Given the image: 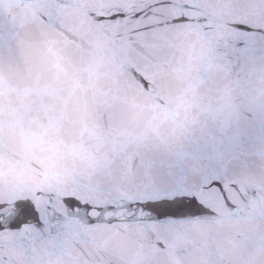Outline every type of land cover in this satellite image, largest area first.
<instances>
[{"label":"water","instance_id":"obj_1","mask_svg":"<svg viewBox=\"0 0 264 264\" xmlns=\"http://www.w3.org/2000/svg\"><path fill=\"white\" fill-rule=\"evenodd\" d=\"M152 2L0 0L6 264H264V137L236 131L264 124V50L248 40L264 0H177L195 7L132 18ZM57 14L60 25L36 37L33 26ZM207 75L220 86L207 90ZM182 133L199 147L186 149ZM145 152L160 154L168 180L134 179L132 158ZM64 197L151 201L161 219L98 229ZM33 205L65 228L34 239Z\"/></svg>","mask_w":264,"mask_h":264},{"label":"snow or ice","instance_id":"obj_2","mask_svg":"<svg viewBox=\"0 0 264 264\" xmlns=\"http://www.w3.org/2000/svg\"><path fill=\"white\" fill-rule=\"evenodd\" d=\"M169 6L175 8H188V7H195V5H187L182 3H177V0H153L152 3H148L145 7L139 8L138 10L134 11L132 14V18H138L144 11L147 9H155L157 10L158 14L164 15L168 10ZM135 7V6H134ZM116 16L127 17L128 13L120 12V13H113L110 18H115ZM61 15L57 14L56 17H49L47 20L41 21L38 24L33 26V33L36 37H43L47 33V26H59ZM103 17H100L102 19ZM189 17L186 16H173L172 22L173 23H180L182 21L188 20ZM257 19L264 21V16L258 17ZM148 27V26H145ZM238 28H252L253 26L246 22H237ZM248 40L253 41L250 46L252 48H259L264 50V25H260L255 27L254 35L249 37ZM248 40L239 39L236 41L237 45L245 44L248 45ZM39 43V40H37ZM5 46L7 50L11 52V45L8 43V38H5ZM3 49L0 48V54H2ZM161 56L166 55L163 51L160 53ZM146 81V78H143ZM166 75L162 74L159 77L158 82L164 83L166 81ZM147 82V81H146ZM220 86V81L214 79L211 75H207L204 81V87L211 91L215 88ZM233 130L229 129V134H231ZM238 133V137H242L245 134H255L260 137H264V124H261L259 128H252L248 129L247 126L243 121H241L238 129L236 130ZM197 133L194 130L192 136H196ZM181 143L186 149H197L199 146L193 142V140L183 133L181 134ZM159 153H140L137 156H134L131 161L132 168L134 169V179H141L145 177H151L152 179L156 180L157 182H163L169 179L167 172L163 169V167L159 164L160 160ZM3 172V167L0 165V174ZM211 183H217V181H212ZM211 184L208 185L210 187ZM63 202L67 204L68 207L72 208L74 215L78 218V222L80 223H87L89 226L96 227L98 229L103 228L105 225L113 224L116 222H120L123 219V222L132 224V223H140L145 221H152V220H160L161 216L159 213H156L155 216L152 214L156 212V209L153 205V202L146 201V200H127L121 201L118 204H107V205H100V204H93L88 201H80L76 197H64L62 198ZM193 203H197V199L195 196L191 198ZM51 207V196L49 197V202L45 205V213L47 209ZM123 209L124 212L121 216H111L106 215V211L109 209ZM93 210H95L93 214ZM147 213V215H143V213ZM31 213L35 217V232H34V239L37 237H42L44 234L62 230L65 228V224L58 220L55 216H49L47 219L44 218L45 214H42L41 211L35 207L34 205L31 207ZM0 227H3L0 224ZM78 230V229H76ZM89 240L87 238L80 239L77 238L73 240L74 245H89ZM11 258H9L10 260ZM0 264H6L5 259L0 256ZM81 264H84L81 261Z\"/></svg>","mask_w":264,"mask_h":264}]
</instances>
